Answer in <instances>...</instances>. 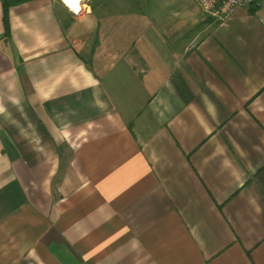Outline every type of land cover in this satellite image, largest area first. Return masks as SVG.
<instances>
[{
	"label": "crops",
	"instance_id": "obj_1",
	"mask_svg": "<svg viewBox=\"0 0 264 264\" xmlns=\"http://www.w3.org/2000/svg\"><path fill=\"white\" fill-rule=\"evenodd\" d=\"M85 1L0 0V264H264V0Z\"/></svg>",
	"mask_w": 264,
	"mask_h": 264
},
{
	"label": "built area",
	"instance_id": "obj_2",
	"mask_svg": "<svg viewBox=\"0 0 264 264\" xmlns=\"http://www.w3.org/2000/svg\"><path fill=\"white\" fill-rule=\"evenodd\" d=\"M62 2V0H60ZM87 1V0H86ZM86 1L84 4H86ZM202 13L216 22L225 21L235 9L251 4H258L260 0H194ZM264 26V22H262Z\"/></svg>",
	"mask_w": 264,
	"mask_h": 264
},
{
	"label": "trees",
	"instance_id": "obj_3",
	"mask_svg": "<svg viewBox=\"0 0 264 264\" xmlns=\"http://www.w3.org/2000/svg\"><path fill=\"white\" fill-rule=\"evenodd\" d=\"M24 1H27V0H2V4H3V16H4V23H5V26L7 27V18H8V9L15 5V4H18V3H22Z\"/></svg>",
	"mask_w": 264,
	"mask_h": 264
},
{
	"label": "bare ground",
	"instance_id": "obj_4",
	"mask_svg": "<svg viewBox=\"0 0 264 264\" xmlns=\"http://www.w3.org/2000/svg\"><path fill=\"white\" fill-rule=\"evenodd\" d=\"M83 0H69L68 3L65 2V0H62V2L67 5L73 12L78 13L81 9Z\"/></svg>",
	"mask_w": 264,
	"mask_h": 264
},
{
	"label": "water",
	"instance_id": "obj_5",
	"mask_svg": "<svg viewBox=\"0 0 264 264\" xmlns=\"http://www.w3.org/2000/svg\"><path fill=\"white\" fill-rule=\"evenodd\" d=\"M70 11V10H69ZM71 13H73L74 15H78V13H76V12H73V11H70Z\"/></svg>",
	"mask_w": 264,
	"mask_h": 264
},
{
	"label": "snow or ice",
	"instance_id": "obj_6",
	"mask_svg": "<svg viewBox=\"0 0 264 264\" xmlns=\"http://www.w3.org/2000/svg\"><path fill=\"white\" fill-rule=\"evenodd\" d=\"M65 2H66V3H68V2H69V0H65Z\"/></svg>",
	"mask_w": 264,
	"mask_h": 264
},
{
	"label": "rangeland",
	"instance_id": "obj_7",
	"mask_svg": "<svg viewBox=\"0 0 264 264\" xmlns=\"http://www.w3.org/2000/svg\"><path fill=\"white\" fill-rule=\"evenodd\" d=\"M60 1V0H59ZM61 2V1H60Z\"/></svg>",
	"mask_w": 264,
	"mask_h": 264
}]
</instances>
